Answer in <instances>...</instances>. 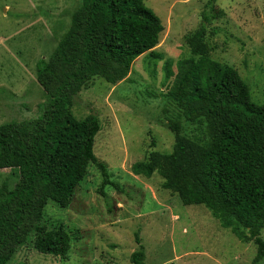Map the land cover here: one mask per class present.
<instances>
[{"label": "trees", "instance_id": "trees-1", "mask_svg": "<svg viewBox=\"0 0 264 264\" xmlns=\"http://www.w3.org/2000/svg\"><path fill=\"white\" fill-rule=\"evenodd\" d=\"M209 0L198 29L188 36L190 56L165 63L167 94L189 123H206L210 141L202 144L183 134L180 117L169 121L175 145L171 153L151 151L132 172L151 178L182 203L204 205L222 227L257 247L255 264L264 261V105L252 99L249 84L232 66L210 56L206 36L210 24L224 15ZM77 8V9H76ZM68 31L49 58L37 63V81L48 98L34 120L0 125V170L18 176L13 188L0 186V264H8L22 247L67 259L72 236L62 227L43 223L50 202L68 209L91 164L106 186L108 166L95 155L101 131L98 116L77 119L76 97L94 79L116 85L125 80L135 61L154 49L164 25L145 0H81ZM213 32L216 34L215 30ZM153 146H155L153 144ZM133 264H146L145 247Z\"/></svg>", "mask_w": 264, "mask_h": 264}, {"label": "rangeland", "instance_id": "rangeland-1", "mask_svg": "<svg viewBox=\"0 0 264 264\" xmlns=\"http://www.w3.org/2000/svg\"><path fill=\"white\" fill-rule=\"evenodd\" d=\"M58 1L0 0V125L37 119L48 104L37 63L50 57L81 3ZM208 1L145 0L165 28L154 49L163 58L144 54L116 85L94 79L73 107L79 120L99 117L95 155L118 188L106 186L102 194L101 171L91 164L71 206L50 202L45 210L43 223L62 227L73 238L68 258L22 247L8 264H133L137 237L146 264H255L256 245L240 241L204 205L185 206L157 173L145 178L132 172L151 151H173L169 121L175 117L181 118L184 135L205 145L210 141L206 123L187 122L169 100L174 78L167 79L165 70L167 60L176 71V63L190 56L186 39L198 29ZM216 5L224 15L210 24V56L234 67L253 101L264 105V0H217ZM17 182L16 173L0 170V186L13 188Z\"/></svg>", "mask_w": 264, "mask_h": 264}, {"label": "crops", "instance_id": "crops-1", "mask_svg": "<svg viewBox=\"0 0 264 264\" xmlns=\"http://www.w3.org/2000/svg\"><path fill=\"white\" fill-rule=\"evenodd\" d=\"M56 2H59L58 0H52V3H56Z\"/></svg>", "mask_w": 264, "mask_h": 264}]
</instances>
